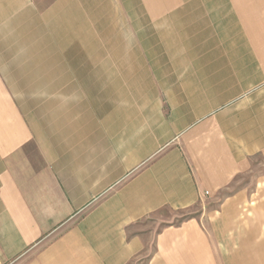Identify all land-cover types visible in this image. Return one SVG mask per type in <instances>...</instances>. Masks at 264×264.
Segmentation results:
<instances>
[{"label": "crops", "instance_id": "1", "mask_svg": "<svg viewBox=\"0 0 264 264\" xmlns=\"http://www.w3.org/2000/svg\"><path fill=\"white\" fill-rule=\"evenodd\" d=\"M259 167L264 0H0V264L250 263Z\"/></svg>", "mask_w": 264, "mask_h": 264}, {"label": "rangeland", "instance_id": "2", "mask_svg": "<svg viewBox=\"0 0 264 264\" xmlns=\"http://www.w3.org/2000/svg\"><path fill=\"white\" fill-rule=\"evenodd\" d=\"M111 21V18H98L97 22L88 23L84 25L83 30H80L78 28V18H67V43H70V41L74 42L75 40L77 46H90L92 39L96 37V33L102 34L103 31H106L110 27ZM74 34H76V37L73 36ZM165 41L170 42L171 40L167 39ZM73 50L75 51H68L72 54L60 55V65L63 66V68L65 67V69L52 71V78L55 77L59 82H66V85L57 87L52 86V93H65L68 96L78 95L79 56L78 49ZM64 59H66L65 63L63 61ZM88 90H91V88L88 87ZM241 187H248L249 193L248 198L245 199L242 204V214L239 216V225L243 228V238L249 236L253 243L252 247H242V252L244 254H249L244 256V258H251L252 260L250 263L242 264H264V167H259L258 170L254 169V172L246 174ZM225 194L226 193H224L223 196ZM240 227L237 226L238 236L241 229ZM249 227L252 228L251 232L248 231ZM239 243L240 241L238 240L235 247L229 246L227 248V253L229 255L234 254L240 246ZM239 250H241V248H239Z\"/></svg>", "mask_w": 264, "mask_h": 264}]
</instances>
